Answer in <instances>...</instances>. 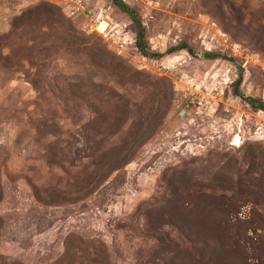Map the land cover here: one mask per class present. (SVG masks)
Wrapping results in <instances>:
<instances>
[{
	"label": "rangeland",
	"instance_id": "374dc122",
	"mask_svg": "<svg viewBox=\"0 0 264 264\" xmlns=\"http://www.w3.org/2000/svg\"><path fill=\"white\" fill-rule=\"evenodd\" d=\"M121 1L160 57L110 0H0V264H264V0Z\"/></svg>",
	"mask_w": 264,
	"mask_h": 264
},
{
	"label": "trees",
	"instance_id": "16d2710c",
	"mask_svg": "<svg viewBox=\"0 0 264 264\" xmlns=\"http://www.w3.org/2000/svg\"><path fill=\"white\" fill-rule=\"evenodd\" d=\"M115 6H117L119 9H121L123 12L127 13L131 20L133 21L135 27H136V37H135V47L139 51L141 55L144 57H149V58H157L160 57L159 53L153 52L149 49V46L147 45L146 37H145V29L142 26L140 19L138 18L136 12H134L132 9H130L125 3H123L121 0H110ZM185 47L179 46V47H174L171 49V51H177L184 49ZM205 56L208 58H217L213 53L206 52ZM238 83V82H237ZM235 95H239L238 92L234 91ZM242 96V95H241ZM243 97V96H242ZM248 104H250L251 107L258 109V110H263L264 111V101H259L252 99L250 97H243ZM49 132H54V129H56L55 124H51Z\"/></svg>",
	"mask_w": 264,
	"mask_h": 264
}]
</instances>
